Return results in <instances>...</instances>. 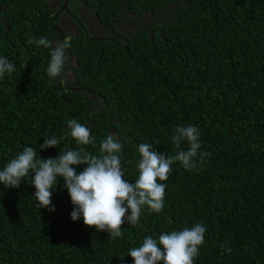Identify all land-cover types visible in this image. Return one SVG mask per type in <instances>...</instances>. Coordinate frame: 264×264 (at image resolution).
I'll use <instances>...</instances> for the list:
<instances>
[{
	"label": "trees",
	"instance_id": "16d2710c",
	"mask_svg": "<svg viewBox=\"0 0 264 264\" xmlns=\"http://www.w3.org/2000/svg\"><path fill=\"white\" fill-rule=\"evenodd\" d=\"M53 3L0 0V57L15 62L0 77V170L25 147L44 159L81 148L99 156L113 134L125 179L135 183L140 144L173 156L189 148L186 140L175 147V128L191 125L201 148L191 169L176 161L161 182L163 209L143 206L139 223L125 222L116 238L82 215L73 221L63 177L55 211L39 207L27 178L16 188L0 183V264H135L129 252L146 237L195 224L206 232L193 264H264V0H72L77 17L86 7L107 29L133 16L147 28L133 25L127 40L105 42L82 28L67 39L62 78L47 74L50 50L27 43L62 41L55 13L65 3ZM71 119L95 142L78 144ZM52 137L57 147L40 150Z\"/></svg>",
	"mask_w": 264,
	"mask_h": 264
},
{
	"label": "clouds",
	"instance_id": "9594fccd",
	"mask_svg": "<svg viewBox=\"0 0 264 264\" xmlns=\"http://www.w3.org/2000/svg\"><path fill=\"white\" fill-rule=\"evenodd\" d=\"M27 43L49 49L51 59L47 67L48 76L64 77L69 63L67 49L71 46L67 40L30 37ZM14 71L15 62L7 57H0V77ZM68 126L71 136L78 144L95 142L89 127L76 119L69 120ZM199 138L198 127H176L172 136L173 144L180 149L186 140L189 148L180 150L173 156L158 153L152 143L140 144L138 151L141 159L137 165L139 176L135 183L125 179L121 157L118 155L123 145L118 135L113 134L101 141L99 156L89 154L81 148L64 151L55 159H44L37 158L34 148L25 147L0 170V183L7 188H16L27 178L36 189L34 195L39 207L55 211L51 199L53 189L57 185V178L63 177L64 187L74 205L71 213L73 221L79 220L82 215L85 225L95 227L98 231L107 230L110 237L116 238L123 235L121 228L125 222L131 226L139 223L143 206H148L155 212L163 209L167 185L161 182L168 180L174 162H181L185 169H191L195 165L194 158L201 148ZM59 143V139L55 137L45 138L39 149L57 147ZM210 155L200 153L201 160ZM74 165L87 167L77 173ZM205 232L203 224H195L191 228L163 233L158 240L148 236L141 246L132 248L129 255L135 264H193L199 246L205 242ZM227 251L230 253L231 249Z\"/></svg>",
	"mask_w": 264,
	"mask_h": 264
},
{
	"label": "flooded vegetation",
	"instance_id": "af4514ba",
	"mask_svg": "<svg viewBox=\"0 0 264 264\" xmlns=\"http://www.w3.org/2000/svg\"><path fill=\"white\" fill-rule=\"evenodd\" d=\"M62 1L65 4L59 7L58 13H55L57 21L56 26H54V28L63 35L62 41L64 39H70L73 36L77 37L81 34L82 28L87 31L88 35L91 33L94 38L101 42L117 41L118 39L127 40L124 35H129L131 31H134V29H132L133 25L147 28L143 22L144 18L141 17L140 19H136V16H133L131 20L115 22L113 28L107 29L100 22L97 13L93 12L91 9L78 7L77 10L76 8V13L80 15V17H77V15L72 12V6L69 7L72 0H61V2ZM59 17H61V19Z\"/></svg>",
	"mask_w": 264,
	"mask_h": 264
},
{
	"label": "rangeland",
	"instance_id": "374dc122",
	"mask_svg": "<svg viewBox=\"0 0 264 264\" xmlns=\"http://www.w3.org/2000/svg\"><path fill=\"white\" fill-rule=\"evenodd\" d=\"M54 3H53V7L55 8L57 5H58V3L60 2V0H52ZM68 74H71V70H69V73Z\"/></svg>",
	"mask_w": 264,
	"mask_h": 264
}]
</instances>
